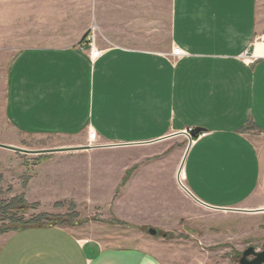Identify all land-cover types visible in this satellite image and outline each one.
Listing matches in <instances>:
<instances>
[{
  "label": "crops",
  "instance_id": "0c3cea01",
  "mask_svg": "<svg viewBox=\"0 0 264 264\" xmlns=\"http://www.w3.org/2000/svg\"><path fill=\"white\" fill-rule=\"evenodd\" d=\"M6 5L0 22L18 21L25 45L4 80L0 194L22 196L40 215L114 205L119 219L126 209L138 224L172 230L177 205L186 202L213 214L242 211L264 225L258 0H171L172 54L144 46L159 42L160 0ZM93 28L102 52L94 60L86 43ZM251 52L256 60L248 63ZM197 128L205 132L191 141L185 133ZM183 138L189 146L177 166L174 142ZM27 139L69 142L30 147ZM147 208L151 217L138 215ZM75 227L11 232L0 264H164L149 251L120 248L138 246Z\"/></svg>",
  "mask_w": 264,
  "mask_h": 264
},
{
  "label": "rangeland",
  "instance_id": "374dc122",
  "mask_svg": "<svg viewBox=\"0 0 264 264\" xmlns=\"http://www.w3.org/2000/svg\"><path fill=\"white\" fill-rule=\"evenodd\" d=\"M7 1L0 0V10L7 9ZM170 23L171 0H160L159 42L144 46L172 54L174 50L170 39ZM16 24L18 25V21L12 23L11 26H8L7 21L0 24L1 114L4 99V80L9 63L15 52L25 45L23 42L24 29L16 27ZM254 48L256 49V55L264 56V0H258L257 37ZM65 142L69 141L60 139H27L24 143L30 147H43L55 146ZM174 143L177 150L181 152L176 159V165L179 166L189 146V140L188 138L177 139ZM132 172L134 173L135 170ZM0 199L6 202L12 201L11 193L8 190L2 192ZM27 206L31 207V209L27 208L26 212L18 213L19 209H17L12 213L16 214L18 218H24L28 223L31 220H35L40 214L37 208H32L34 205L27 204ZM113 206L110 211L96 208L95 210H86L81 213L73 212L65 216H46L51 223L60 221L62 225L73 228L78 225L79 233L83 232L86 235H90L93 231L100 238L115 240L111 243L113 245L138 246L120 248H137L149 251L161 259L164 264H239L243 252L249 247H254L257 252L264 250L263 220L249 218L242 211L213 214L199 210L186 202H179V205H177V219L169 222V224H177V226L171 230L167 226L158 227L149 224L153 222L152 220H145L149 221V223L138 224L136 220L129 218V216L133 217L136 215L126 209L124 215L127 219H119L114 212ZM164 208L163 205L162 209ZM145 212L147 213L138 215L145 214L146 217H151L150 208H147ZM10 219V216L0 218V244L5 236L11 233L8 232L10 227H12ZM43 223H46V221ZM93 227L95 230H93ZM149 228L157 230L158 235L155 237L151 236L148 232ZM161 240L167 245H162Z\"/></svg>",
  "mask_w": 264,
  "mask_h": 264
},
{
  "label": "trees",
  "instance_id": "16d2710c",
  "mask_svg": "<svg viewBox=\"0 0 264 264\" xmlns=\"http://www.w3.org/2000/svg\"><path fill=\"white\" fill-rule=\"evenodd\" d=\"M27 208L31 209V207H28L27 204L24 202L23 197H20L19 199H13L10 202H6L0 199V218H7L8 216L11 217L10 222L12 224V227H10L8 232H16L29 226L62 224L60 221L51 223L50 220H48V217L44 214L39 215L35 220H31L27 223L24 218H18L16 214L12 213L14 210L17 209H19L18 213L26 212ZM32 208L36 209L37 207L34 206ZM45 221L46 223H43Z\"/></svg>",
  "mask_w": 264,
  "mask_h": 264
},
{
  "label": "water",
  "instance_id": "95a60500",
  "mask_svg": "<svg viewBox=\"0 0 264 264\" xmlns=\"http://www.w3.org/2000/svg\"><path fill=\"white\" fill-rule=\"evenodd\" d=\"M203 132H205V130L201 128L192 130L190 132L191 141L199 137ZM17 151L29 153L28 151H24L20 149H17ZM48 152H53V151H48ZM228 211H232V210H228ZM148 232L153 237L158 235V231L153 228H149ZM239 264H264V250L261 252H257L254 247H249L243 252Z\"/></svg>",
  "mask_w": 264,
  "mask_h": 264
},
{
  "label": "built area",
  "instance_id": "2783aa9c",
  "mask_svg": "<svg viewBox=\"0 0 264 264\" xmlns=\"http://www.w3.org/2000/svg\"><path fill=\"white\" fill-rule=\"evenodd\" d=\"M96 41H97V33H96V29L93 28V29H91V31L88 34L87 39H86V43H87V46L89 48V54H90L91 59H93V60L99 58L101 53H102L101 51H99L97 49ZM246 60L248 63H252L253 61L256 60V56L254 55L253 52H251V54L247 55ZM191 131L192 130H189L185 134L190 137ZM183 180H184L183 175L180 174L179 183L181 184V186H183Z\"/></svg>",
  "mask_w": 264,
  "mask_h": 264
}]
</instances>
